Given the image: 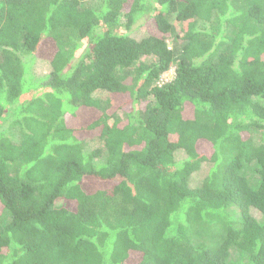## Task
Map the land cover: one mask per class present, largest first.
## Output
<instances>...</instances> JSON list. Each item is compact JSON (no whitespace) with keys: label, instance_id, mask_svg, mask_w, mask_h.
I'll return each instance as SVG.
<instances>
[{"label":"trees","instance_id":"16d2710c","mask_svg":"<svg viewBox=\"0 0 264 264\" xmlns=\"http://www.w3.org/2000/svg\"><path fill=\"white\" fill-rule=\"evenodd\" d=\"M0 264H264V0H0Z\"/></svg>","mask_w":264,"mask_h":264},{"label":"rangeland","instance_id":"374dc122","mask_svg":"<svg viewBox=\"0 0 264 264\" xmlns=\"http://www.w3.org/2000/svg\"><path fill=\"white\" fill-rule=\"evenodd\" d=\"M146 34H147L146 29L144 27H137L131 33L132 36L138 39L146 36ZM45 43H46V48L45 51H43V55H41V58L40 57L36 58L34 64L31 65L29 70H27V76L34 75V76L45 77L50 72V67L47 60L53 51L54 44L50 40L46 41ZM174 77H175V68H172L161 76L159 83L164 84L170 82L174 79ZM95 95L97 98L102 100L106 98L107 93L103 91H97ZM97 148H103V143L99 138L86 139L85 149L87 152H92ZM184 158H185V153L179 151L177 153V159L183 160ZM209 170H210V164L209 163L204 164L200 171H197L192 175L191 186L194 187L200 185L203 179L207 176ZM253 215L259 220H261L262 218V213L258 210H253Z\"/></svg>","mask_w":264,"mask_h":264}]
</instances>
